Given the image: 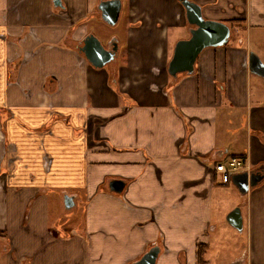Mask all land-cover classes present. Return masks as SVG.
<instances>
[{
    "label": "crops",
    "instance_id": "1",
    "mask_svg": "<svg viewBox=\"0 0 264 264\" xmlns=\"http://www.w3.org/2000/svg\"><path fill=\"white\" fill-rule=\"evenodd\" d=\"M55 1L0 0V264H134L154 247L157 264H199L203 246L216 264L215 192L227 185L216 167L244 156L247 172L264 169L249 68L264 0H193L204 19L247 31L177 78L169 64L195 28L179 0H121L104 69L80 47L106 0ZM246 203L248 249L219 264H264V181Z\"/></svg>",
    "mask_w": 264,
    "mask_h": 264
},
{
    "label": "water",
    "instance_id": "2",
    "mask_svg": "<svg viewBox=\"0 0 264 264\" xmlns=\"http://www.w3.org/2000/svg\"><path fill=\"white\" fill-rule=\"evenodd\" d=\"M186 10L187 20L195 28L191 30V37L178 42L173 59L169 64V73L173 78L179 74H194L197 60L201 53L208 48H219L229 44L231 28L222 22L206 20L203 17L202 7L192 0H179ZM58 0L55 1V4ZM123 3L121 0L102 1L99 10L102 19L111 27H116L120 21ZM119 51L117 42L112 49H106L98 38L90 34L83 41L80 52L89 63L97 68L104 69L116 60ZM249 68L251 73L264 80V63L254 52L249 54ZM264 181V169L252 172H242L231 177L232 184L246 197L252 188L258 187ZM126 184L115 180L111 183V190L121 194ZM65 204L68 209L74 206V198L66 196ZM229 224L240 233L244 230V216L241 208H236L227 217ZM161 249L152 248L138 262L134 264H157Z\"/></svg>",
    "mask_w": 264,
    "mask_h": 264
},
{
    "label": "rangeland",
    "instance_id": "3",
    "mask_svg": "<svg viewBox=\"0 0 264 264\" xmlns=\"http://www.w3.org/2000/svg\"><path fill=\"white\" fill-rule=\"evenodd\" d=\"M105 23L103 19L96 20L94 18L88 25L90 29L88 36L90 34L94 35L100 40L103 46L108 49L110 47V37L119 33L118 30H122L123 28V15H121L119 25L116 27L108 26L107 23ZM249 48L252 52L257 54L264 63V28L257 27L250 30ZM122 53L123 52H121V54ZM253 78L254 95H260L264 98V81L259 77ZM239 142L240 145L244 144L245 140L243 136L240 137ZM223 184L225 183L223 182ZM215 204L219 214L220 224L216 239L212 242V255L215 253V263L219 264L237 258L242 252L248 249L247 232L244 231L243 233H239L227 222V216L236 208H241L245 216L247 203L246 197H243L234 185L229 183L225 186H221L215 192Z\"/></svg>",
    "mask_w": 264,
    "mask_h": 264
},
{
    "label": "built area",
    "instance_id": "4",
    "mask_svg": "<svg viewBox=\"0 0 264 264\" xmlns=\"http://www.w3.org/2000/svg\"><path fill=\"white\" fill-rule=\"evenodd\" d=\"M246 164L243 159L233 158L227 163L218 165L216 171L223 176V182L229 184L231 182V177L234 174L247 172Z\"/></svg>",
    "mask_w": 264,
    "mask_h": 264
},
{
    "label": "trees",
    "instance_id": "5",
    "mask_svg": "<svg viewBox=\"0 0 264 264\" xmlns=\"http://www.w3.org/2000/svg\"><path fill=\"white\" fill-rule=\"evenodd\" d=\"M228 26H230L231 30L233 31V29L235 28H239L242 30V33L245 34L246 33V28L244 27V22L243 21H233V22H228L226 23ZM111 81L113 82V84H111ZM110 85H112V88L119 94V96L121 95L120 93V90L118 88V86L115 84V81L113 80H110ZM235 158H240V159H243L244 156H236ZM231 183V182H230ZM208 250V246L207 247H202L200 248V253L198 255L199 257V264H207L205 263V261H203V258H202V253L203 251H207Z\"/></svg>",
    "mask_w": 264,
    "mask_h": 264
},
{
    "label": "flooded vegetation",
    "instance_id": "6",
    "mask_svg": "<svg viewBox=\"0 0 264 264\" xmlns=\"http://www.w3.org/2000/svg\"><path fill=\"white\" fill-rule=\"evenodd\" d=\"M109 48H110V49H112V48H113V46H110ZM109 48H108V49H109Z\"/></svg>",
    "mask_w": 264,
    "mask_h": 264
}]
</instances>
